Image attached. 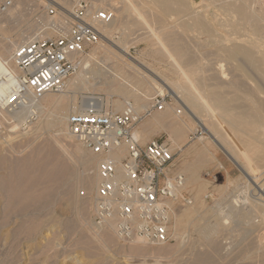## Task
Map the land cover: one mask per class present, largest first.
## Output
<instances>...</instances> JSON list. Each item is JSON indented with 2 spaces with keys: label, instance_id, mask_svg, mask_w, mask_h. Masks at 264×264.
<instances>
[{
  "label": "rangeland",
  "instance_id": "rangeland-1",
  "mask_svg": "<svg viewBox=\"0 0 264 264\" xmlns=\"http://www.w3.org/2000/svg\"><path fill=\"white\" fill-rule=\"evenodd\" d=\"M2 1L0 0V2ZM11 1L15 7L21 2L23 3L16 7L18 9L15 10L16 16L9 18L10 20L7 19L8 17L4 18V21L0 23L2 27L11 32L12 37L9 35V41H16V32L27 31L26 29L36 30V18L38 16L45 17L44 9L46 7H53L56 10V17H63V14L69 11L65 12V8L63 9L61 5L65 0ZM89 1L91 6L95 5L94 3L97 1L99 7L94 6L97 11L109 10L114 13L113 21L107 24L112 38L109 39L102 34L103 29L98 25L97 30L101 33V40L95 47L105 45L117 51L118 44H127L130 48L129 60H131L125 59V62L129 65L143 64L146 69L156 71L167 80L184 85L179 74L173 70L169 61L159 51L166 49L167 44L170 45L167 47L168 50L172 47L176 48L177 44L178 46L184 44L183 46L188 48L190 55L195 58L193 65L191 64L186 69L189 68L191 74L195 75L192 77V81L199 84L198 86L201 88H205L203 97L209 99L211 95L212 97L218 95L223 99L227 97L228 100L239 98L237 103L235 101L233 104L239 105L241 102L248 110L256 111L259 116L264 115V80L254 71L248 69L249 67L243 63L241 56H237L231 62L220 51V48L229 49L231 45L227 41L220 45L217 40L218 36L224 38L231 30H228L227 26L229 18L226 16L228 15L220 8L224 1L229 2V0L220 2L217 0L214 7L211 5L210 8L204 1L197 3L199 0H194V2L187 0L189 9L198 13V16L203 20L205 19L204 22L212 34L217 32L214 39L204 34L203 31L184 28V24L189 23L186 15L175 14L164 25V9L153 2L149 5L145 0ZM93 1L95 2L93 3ZM70 6L72 7V3ZM207 8H209L208 11H205ZM2 38L3 34L0 31V39L2 40ZM178 40L182 42L179 44ZM174 41L177 43H171ZM114 46L116 47L114 48ZM95 47L90 48L84 57L88 56ZM111 61L112 59L107 64H111ZM177 71L183 72V69L178 68ZM130 74L133 75L132 72ZM212 87L218 88L221 93L214 91L211 93ZM216 92L218 91L216 90ZM91 93L96 96L101 94L100 96L105 97L104 92H81L84 95ZM157 93L150 92L151 97ZM163 96L166 101L165 106L169 108V116L175 117L180 112L182 118L185 117L182 103L177 104L166 92ZM77 99L78 105H80L81 96L77 95ZM197 111L202 112L201 115L205 120L224 123L218 113H215L217 118H212L207 115L205 110L197 109ZM210 111L214 114L212 110ZM11 115L14 118L13 123L10 121L13 119ZM13 115L6 113L5 116H1L0 114V264H142L144 261L143 264H264V223L261 220L263 216H260L264 212L259 213L261 218L256 213H251V216L244 222L224 217V213L226 215L228 211L227 207L231 205L246 213L248 205L245 206V203L242 202V196H248L252 201L257 200L256 196L258 193L260 194L259 188L262 183L255 184L249 180L225 152L212 143L210 144L218 152V157L216 161L201 169L199 182L205 184L206 188L200 199L195 202L193 196L186 191L185 197H189L192 201L190 206H186L182 200L170 205L171 211L175 209L179 214L188 208L197 206L193 217L183 221L186 225L182 231L181 239L173 237L171 225L169 226L168 223L169 239L163 245L151 246V244H139V242L124 243L118 239L114 230H110L105 235V244H102L94 239L93 228H91V226L99 228L93 223L92 197L95 193V185L92 190H88L78 182V177L83 172L84 162L87 159L92 160V156L95 157V155L83 148L73 138L59 136L54 129L45 127L43 123L47 117L36 116L31 120L28 119L29 115L25 114L24 119L21 118L22 121L18 118L19 122ZM192 118L195 122H197V118L199 119V117L193 116ZM145 119L138 125L143 124ZM192 126L196 132L186 134V139L187 137L188 139L192 138L189 143L211 134L208 128H197L195 123H192ZM227 134L230 139L233 138V144L239 143L235 151L240 155L242 163L247 162L249 166L256 167L254 171L258 170V173H263L264 161L253 162L251 153H256L258 150L264 151V139L257 142L245 134L235 131ZM154 139L168 141V135L163 131H155L147 141ZM140 143L144 144V142ZM249 143L252 145V149L248 152L246 148ZM77 149L80 150V154L77 153ZM181 152L179 151L176 158ZM191 158L192 161L193 156ZM99 161L93 160V167L89 171L94 178V184ZM238 163L241 165V161ZM219 164L223 169L211 170L213 166ZM23 177H25V189L23 197H20L17 194L18 183ZM81 194H84L85 197H82ZM83 204L88 205L86 211L82 210ZM244 206L245 208H243ZM17 209L18 211H16ZM218 219L219 222L221 220L220 233L212 237H205V234ZM84 220L87 222L86 225H83ZM101 228L104 229L105 226ZM212 243H216L215 248ZM136 246L157 248L159 251H156L155 255L147 254V252L136 255L131 251ZM209 246L211 247L209 248ZM213 249L215 250L213 251Z\"/></svg>",
  "mask_w": 264,
  "mask_h": 264
},
{
  "label": "bare ground",
  "instance_id": "bare-ground-1",
  "mask_svg": "<svg viewBox=\"0 0 264 264\" xmlns=\"http://www.w3.org/2000/svg\"><path fill=\"white\" fill-rule=\"evenodd\" d=\"M72 1L73 0H65L61 3L63 9L65 8L64 9L65 12L67 10L70 11V7H71L70 5ZM145 1L148 2V4L153 2V4L159 5L160 8L162 7V9H164V21L162 19L164 25H166L168 23V19H171V17L175 14L186 15V18L188 19L189 23L184 24L183 26L184 28H186L187 30L195 29L198 31H203L204 34L211 36L212 39H214V36H217L216 35L217 32L216 34L215 33L212 34L210 29L207 27V24H205L204 22L205 19L203 20L198 16V13L191 11L189 9L187 0H145ZM203 1L206 2L207 7L209 6L211 7V5H213L214 7V3L218 1L220 2L221 0L218 1L199 0L197 3ZM94 2L95 1H93V3ZM22 3L23 2H21V4ZM94 4L95 5H92V10H91L92 22L95 20V12L97 10L95 9L94 6H97V1ZM20 5L18 4V6ZM16 7L12 6L8 10V12L0 19V23L1 21H4L3 20L4 18L6 19L8 17L7 19L9 18L11 19L12 17L16 16L15 14V10L17 9ZM97 7H99V5ZM209 8H207V10L205 9V11H208ZM220 8L223 10L224 13L228 15L226 16L229 18V21L227 22V26L229 27L228 30L231 29L230 32L227 34V36H225L224 38L219 36L217 38V40L220 42V45H223L222 43L224 41H227L231 44L229 49L220 48V51L223 53L222 55L226 57L228 61L235 60L237 56H241L243 63H245V65L249 67L248 69L254 71L259 77H261L264 80V0H229V2L224 1V4H221ZM205 11L204 13H206ZM67 13L68 11L65 14H63V16H66ZM144 20H146V18H144ZM35 26H36L35 28L36 30L32 29L30 31L26 29L27 31L23 30V32L22 31L16 32V41H9V35L11 34V32L9 30H6L5 27H2L0 25V31L3 34L2 40L0 39V98L3 97L7 93V91L13 86L14 84L13 77L18 74L15 67L10 62L11 55L14 49L18 45L26 43L38 37L40 28L37 25ZM101 28L103 29L102 34H104L106 37L111 39L112 35H110L109 26L107 24L101 25ZM175 41L171 43H175ZM164 42L166 41L164 40ZM214 42L216 43V41ZM183 45L181 44L178 46L177 44L178 47L176 46V48H173L171 44L172 49L168 50L167 47L170 45L167 44L166 47L167 50L164 49L159 51L162 53L164 58L167 61H169V65L173 68V70H175L176 73L179 74L178 76H180L181 79L184 81L183 82L184 85H180L176 81H169V79L167 80L166 78L162 77V75H159L156 71L146 69L145 65L143 64H138L133 62L135 66L129 65L127 62H125V59H127L128 61L131 60V59L129 60L130 48L129 46H127V44H118L119 48L117 47V51L112 50L106 47L105 45L104 46L99 45L93 48L88 56L86 57H84L83 55L79 56V64H80L79 69L77 73L68 80L66 89L63 93L59 95L46 94L37 103L35 108L37 117H47L46 121L43 123L45 127H50L54 129L55 132L57 131V134H59V136L61 135L67 137L68 139H72V137L69 135L67 130L66 119L69 114H74L79 111L80 105H78L77 95L81 96L82 104L100 102L105 104L106 107H108L111 104L115 111H121L124 107V104L127 101H132L136 113L140 115L143 114L150 105V99L152 98L150 92L151 93L153 91L158 92L156 95H163L166 92L168 95H171L172 99L177 104H181V103L183 104L184 106L183 111H185V117L182 118L180 112H178L175 115V117L169 116L168 114L169 108L166 107L165 109L166 112L164 111L162 113L159 112L152 113L148 118L145 119L143 124L136 126L132 131V136L135 140L139 142H145L149 140V137L153 132L163 131L166 132L168 135L167 142L170 143V149L172 152L183 151L185 148H189L190 149L189 151H192L193 160L188 165L187 171L180 170V173L183 174L186 179V185L184 187V191L185 192L188 191V193H190L193 196L195 202L200 199L201 194L204 192L206 188L205 184L199 182L201 178L199 177V175H197V172L200 171L203 167L208 166L210 163L216 161L218 157V152L215 150L212 144L217 148H219L220 150H223L225 154L229 157V159H231V161H233L239 167L240 171L249 180L255 182V184L261 183L260 176L262 175V173L260 172L258 173V170L254 171V169L256 168L255 166L253 165L249 166L247 162L242 163V159H240V155H238L235 151V148L237 145H239V143L233 144L232 142L233 138L230 139L227 133L231 131L241 132L242 134H245L249 138L258 142L262 138L264 139V115H262L263 116L262 117L259 116L256 111L248 110V108L244 107L241 104V102L239 105L233 104L235 103V101L237 103V100L239 98H232V100H228L227 97L223 99L221 98V96L218 95L213 97L212 95L211 96L209 95L210 96L209 98L210 100H209L203 97L205 88L204 89L201 88V86H198L199 84L197 85L196 82L192 81L193 80L192 77H194L195 75L193 76V74H191L189 68H188L189 70L186 69L191 64L193 65V63L195 62V58L192 55H190L188 48H186ZM115 47L116 46H114V48ZM74 58H76V55H74ZM111 59H112L111 64H107V62ZM178 68L180 70L183 69V72L177 71ZM129 72L130 73L132 72L133 75H131ZM214 76L216 77V75ZM216 90L218 92H216ZM89 91L93 93L104 92L105 97L100 96L101 94L99 96H96L95 94L92 93L88 95L81 94V92H89ZM211 91H214L215 93H219V92L221 93V91L218 90V88H213L210 90V92ZM197 109L205 110L207 115L211 116L212 118L213 117L217 118L215 113H218V115L223 119L224 123H218L214 120L211 121L205 120L204 117H202L201 115L202 112L197 111ZM210 110H212L215 115L212 114ZM6 113L7 112L0 110L1 116L3 115L5 116ZM29 113H30V108L26 107L13 114L17 118L16 121H19V119H21L22 117L24 119L25 114L27 116V114L29 115ZM192 116L195 118L199 117V119L198 118L196 119L197 122L193 120ZM23 119H21V121ZM192 123H195L198 126L197 128H208L209 131H211V134L209 133L207 137L199 138L196 142L189 143L190 139H188V137L186 139V134L187 133L192 134L196 132V130L192 128L193 127ZM207 140L210 142H208ZM251 146L252 145L249 143V145L246 148L248 152L252 149ZM60 147L62 149V146ZM124 150H125V146H122L120 148V151L124 152ZM76 151L78 154H80V150L77 149ZM251 157H252L251 160H254L253 162L264 161V151L258 150L256 153L252 152ZM100 158L101 156L95 155V157L92 156V160L87 159L83 165V172L78 177L79 184H81L83 187L87 188L88 190H92V187L94 185L95 188L97 186V182H98L97 176L94 184L93 183L94 178L91 175V173H89V171L93 167L92 161L95 160L96 162H98ZM80 160L82 161V158ZM238 161L239 162L241 161V165L238 163ZM218 166L219 168L222 167L221 164H219ZM187 172H191L192 173L191 176H188ZM24 179L25 177L19 180L18 183L19 187L17 194L20 197H23L24 195V189H25ZM259 192L260 194L258 193L256 196L257 200L254 201H252L248 196H244V197L242 196L243 198L242 202L245 203V206L248 205V210L244 209L246 213L231 205L227 207L228 211L226 215L224 213V217L228 219H235L237 221L244 222V220L248 219L249 216H251L250 215L251 213H256L259 216L260 215L259 213L264 212V186L261 185V187L259 188ZM172 203H170L171 206L174 204ZM171 206L170 208H172ZM245 206L243 208H245ZM196 208L197 206L188 208L184 210L181 214L177 213L175 209L171 211V214L169 215V226L171 225L170 228L173 231V237L175 239H181L182 231L186 225V223H184L183 221L192 218L196 212ZM86 209H88V205L83 204L82 210L86 211ZM16 211H18V209ZM261 214H263L260 216L261 217L263 216L261 220L264 223V213ZM220 222L219 219L216 220L214 224L211 226L209 232L205 234V237L206 236L212 237L220 233L219 231ZM86 224L87 222L86 220H84L83 225ZM169 226L168 229L170 230ZM91 228H93L92 233L94 239L102 244H105L104 237L106 234H108L110 230H114V222L113 221L107 222L104 229L94 228V226H91ZM200 232L202 233L203 231ZM263 241H264V237H263ZM212 244L214 245L215 248L216 243H212ZM210 247L211 246H209V248ZM214 250L215 249H213V251ZM131 251L134 252L136 255H142L145 252H147V254L150 255H155L156 251H159V249L147 248L146 246H136L135 248H132ZM143 263H145V261Z\"/></svg>",
  "mask_w": 264,
  "mask_h": 264
},
{
  "label": "built area",
  "instance_id": "built-area-1",
  "mask_svg": "<svg viewBox=\"0 0 264 264\" xmlns=\"http://www.w3.org/2000/svg\"><path fill=\"white\" fill-rule=\"evenodd\" d=\"M12 6L11 0L0 2V19ZM44 10L45 17L36 18L38 37L14 49L10 62L18 74L0 98L1 111L13 114L29 107L31 120L37 116V103L46 94L63 93L79 69V56L98 45V25L114 19L113 12L98 10L92 22L89 0H73L63 17H56L53 7ZM165 105V97L155 95L139 115L132 101L121 111L100 102L80 103L79 111L66 119L69 135L90 153L101 156L92 197L93 223L101 228L113 221L115 234L124 243H167L170 203L182 200L186 206L192 204L185 197V176L167 172L179 152H172L167 141L154 139L141 144L132 136L140 122L154 112H163ZM122 146L124 152L120 151ZM260 180L264 186V172Z\"/></svg>",
  "mask_w": 264,
  "mask_h": 264
},
{
  "label": "crops",
  "instance_id": "crops-1",
  "mask_svg": "<svg viewBox=\"0 0 264 264\" xmlns=\"http://www.w3.org/2000/svg\"><path fill=\"white\" fill-rule=\"evenodd\" d=\"M149 141L144 142L146 144ZM189 148H185L180 155L175 158V160L170 164L168 167V174L169 175H175L177 173H180V170H185L187 171L188 165L191 162V157H192V151H189ZM219 166H213V171L217 170ZM220 169H223L222 167ZM191 172H187L188 176H191ZM201 174V170L197 172V175Z\"/></svg>",
  "mask_w": 264,
  "mask_h": 264
}]
</instances>
